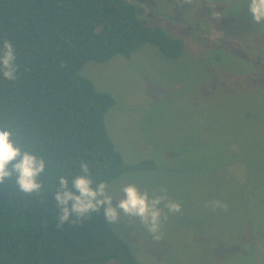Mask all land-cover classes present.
Segmentation results:
<instances>
[{
	"label": "rangeland",
	"instance_id": "obj_1",
	"mask_svg": "<svg viewBox=\"0 0 264 264\" xmlns=\"http://www.w3.org/2000/svg\"><path fill=\"white\" fill-rule=\"evenodd\" d=\"M133 1L183 42L182 55L148 43L81 75L114 98L106 125L124 161L157 165L126 172L111 194L165 186L182 213L169 215L160 241L138 221L108 223L144 264H264V25L242 0ZM212 199L228 211L206 208Z\"/></svg>",
	"mask_w": 264,
	"mask_h": 264
},
{
	"label": "trees",
	"instance_id": "obj_2",
	"mask_svg": "<svg viewBox=\"0 0 264 264\" xmlns=\"http://www.w3.org/2000/svg\"><path fill=\"white\" fill-rule=\"evenodd\" d=\"M142 14L133 0H0V47L12 43L19 67L15 81L0 75V127L48 162L40 193L20 192L14 180L0 184V264H144L103 209L58 227L54 199L59 176L78 174L80 160L109 185L128 171L157 169L154 161H124L106 125L115 100L81 75L88 62L129 58L148 43L179 58L183 42Z\"/></svg>",
	"mask_w": 264,
	"mask_h": 264
},
{
	"label": "clouds",
	"instance_id": "obj_3",
	"mask_svg": "<svg viewBox=\"0 0 264 264\" xmlns=\"http://www.w3.org/2000/svg\"><path fill=\"white\" fill-rule=\"evenodd\" d=\"M191 4L192 0H180ZM246 4L255 24L264 25V0H242ZM19 67L12 43L4 40L0 47V75L8 81H15ZM15 131L9 127H0V184L14 180L20 192L31 195L40 193L44 184L41 177L45 174L47 161L37 154L22 148L16 139ZM79 173L69 179L59 176V187L54 193L57 207L60 209L59 226L65 223L79 225L85 219H91L92 213L103 209L109 223H119L121 217L131 224L138 221L155 241L163 238L162 229L169 215L182 213L180 202L168 196L165 186L154 189L150 194L141 191L135 183H126L120 188V195L113 196L107 182L93 179L90 165L79 161ZM212 211H228V204L219 199L205 203ZM71 218V219H70Z\"/></svg>",
	"mask_w": 264,
	"mask_h": 264
}]
</instances>
